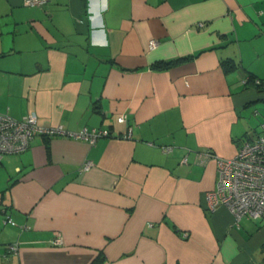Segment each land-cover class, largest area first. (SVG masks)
Returning <instances> with one entry per match:
<instances>
[{
    "label": "crops",
    "instance_id": "1",
    "mask_svg": "<svg viewBox=\"0 0 264 264\" xmlns=\"http://www.w3.org/2000/svg\"><path fill=\"white\" fill-rule=\"evenodd\" d=\"M249 75L264 0H0V112L67 131L3 156L0 264H264V220L206 202L264 119Z\"/></svg>",
    "mask_w": 264,
    "mask_h": 264
},
{
    "label": "built area",
    "instance_id": "2",
    "mask_svg": "<svg viewBox=\"0 0 264 264\" xmlns=\"http://www.w3.org/2000/svg\"><path fill=\"white\" fill-rule=\"evenodd\" d=\"M42 2L43 0H23L25 5ZM156 44L155 39L148 41L149 48L155 47ZM255 83L260 82L256 79ZM116 120L126 122V114H119ZM259 126L260 131L243 140L235 155L230 158H216V187L206 194L208 209L213 210L218 204L225 205L233 214L236 222L245 216L264 220V119L261 120ZM65 133L67 131L62 125L43 124L34 113L15 118L7 111L0 112V164L5 154L20 153L26 150L31 140L39 134ZM73 135L92 144L101 136L111 135V132L98 128L89 130L83 128ZM162 149L169 151L171 146H163ZM203 160V155H201L200 162ZM89 165V161L85 162L83 169H87ZM5 222L14 223L9 216H5ZM60 241V237L54 239L55 243ZM6 247L15 251L17 244H8Z\"/></svg>",
    "mask_w": 264,
    "mask_h": 264
},
{
    "label": "trees",
    "instance_id": "3",
    "mask_svg": "<svg viewBox=\"0 0 264 264\" xmlns=\"http://www.w3.org/2000/svg\"><path fill=\"white\" fill-rule=\"evenodd\" d=\"M186 58V57H184ZM184 58H176V59H172V60H166V61H157L155 63H153V67L156 69H162V68H167L170 65H172L173 63H176L178 61H180L181 59ZM224 67L225 69H231V68H235V64L231 61H224ZM257 78H255L253 75H249L248 76V82H250L251 84H253L255 87H257L259 90H264V80H259L260 83H255V80ZM261 252L264 253V244L261 245Z\"/></svg>",
    "mask_w": 264,
    "mask_h": 264
},
{
    "label": "rangeland",
    "instance_id": "4",
    "mask_svg": "<svg viewBox=\"0 0 264 264\" xmlns=\"http://www.w3.org/2000/svg\"><path fill=\"white\" fill-rule=\"evenodd\" d=\"M262 103H259L258 105H257V108L256 109H260L262 112H264V104H262ZM253 108H252V110L251 109H249V111H248V117L249 118H246V119H248V121L247 122H249L248 124L249 125H251V122H252V128L251 129H253L254 128V130H256L255 132H259L260 131V126L259 125H257L256 123H257V118H254L253 117V115H252V112H253ZM252 116V117H251Z\"/></svg>",
    "mask_w": 264,
    "mask_h": 264
}]
</instances>
